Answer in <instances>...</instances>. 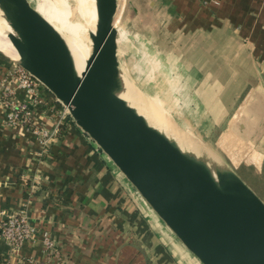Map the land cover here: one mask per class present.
Returning <instances> with one entry per match:
<instances>
[{"label":"crops","instance_id":"obj_1","mask_svg":"<svg viewBox=\"0 0 264 264\" xmlns=\"http://www.w3.org/2000/svg\"><path fill=\"white\" fill-rule=\"evenodd\" d=\"M129 1L147 7L156 54L196 105L188 117L205 138L212 135L241 179L242 169L264 173V0ZM8 65L0 60V80ZM62 112L52 104L36 119L54 128ZM4 119L0 108V212L27 209L63 264H197L155 231L139 230L116 168L69 119L44 156L30 134ZM22 176L38 180L24 184ZM7 251L0 244V264ZM21 254L43 261L42 241L25 244Z\"/></svg>","mask_w":264,"mask_h":264},{"label":"water","instance_id":"obj_2","mask_svg":"<svg viewBox=\"0 0 264 264\" xmlns=\"http://www.w3.org/2000/svg\"><path fill=\"white\" fill-rule=\"evenodd\" d=\"M96 3L92 55L80 75L63 38L28 0H0V12L17 35L20 57L32 60L74 125L200 264H264V202L236 173L211 169L154 138L120 98L126 92L114 26L118 3Z\"/></svg>","mask_w":264,"mask_h":264},{"label":"rangeland","instance_id":"obj_3","mask_svg":"<svg viewBox=\"0 0 264 264\" xmlns=\"http://www.w3.org/2000/svg\"><path fill=\"white\" fill-rule=\"evenodd\" d=\"M28 1L36 12L44 18L48 24L51 23L50 25L56 29L58 34H61L59 28L60 25L52 19L51 13L47 11L43 1ZM51 1L55 4L64 18L69 22L72 21V0ZM117 1L118 9L114 19V26L118 34V43L116 46L118 52L119 73L126 95L128 94L132 100L137 101V103L139 102L142 105H144V102L146 104V101L151 103L157 101L156 103L160 105V108H164L163 110L166 111V114H162L158 111L162 119L175 130L182 142H184L194 153H200V155H198L199 157L190 153H187V155L206 164L211 169L216 167L237 174L229 164L227 158L223 154H219V151L212 143V135V138H205L203 126L192 121V115L191 117H188V114H191L193 110H195L196 105H193V99L190 97V100L188 97L186 86L183 84L182 87H185V91H181L183 88L178 86L180 80L178 79L179 77H176L175 74H173L169 75L167 79L164 76L165 73L158 71L156 67H154L155 64H161L164 66V61H162V59L156 54V52H159L158 45L156 48V44L150 40V34L152 33L150 32L148 23L149 14L146 9L147 7L140 11L134 8L135 4L129 0ZM69 12L70 15L68 16ZM72 46L81 51L90 48L92 43L89 45L74 43ZM0 60L2 63L9 64L8 68L17 66L13 60L2 54H0ZM173 86L179 87V89L177 92L175 91L171 94V87ZM142 98L144 100H142ZM192 147H195L197 152ZM243 170L244 169L239 170V173L245 174V172H242ZM116 172L118 173L119 178L124 182L125 187L129 190L130 198H128L130 202L128 204L133 205L136 208L135 218L139 230L155 231L159 242L165 245H167L168 242H173L175 248L177 246L182 252H187L186 254H188L191 260L200 264L164 226L151 208L144 202L117 169ZM250 173V176H252H248L250 180L244 179L243 181L264 202V173L261 175H255L254 172ZM179 250L177 249V251Z\"/></svg>","mask_w":264,"mask_h":264},{"label":"built area","instance_id":"obj_4","mask_svg":"<svg viewBox=\"0 0 264 264\" xmlns=\"http://www.w3.org/2000/svg\"><path fill=\"white\" fill-rule=\"evenodd\" d=\"M46 92L50 93L42 83L18 65L12 66L7 76L0 80V108L5 112V125L12 129L22 128L30 134L37 142L41 156L49 155V150L63 128L64 121L69 119L73 123L68 110L55 98L54 102L63 109L55 127L48 128L44 122L36 119L39 109L48 100ZM19 94H23L25 99L18 100ZM30 178L22 176V182L26 184L30 180L31 182L38 180L37 176ZM39 239L42 241L44 251L43 261L21 254L25 244L35 243ZM0 244L5 245L8 250V256L2 264H63L64 262L49 232L40 230L33 223L27 209L14 213L0 212ZM13 256L18 258L15 263L11 262Z\"/></svg>","mask_w":264,"mask_h":264},{"label":"bare ground","instance_id":"obj_5","mask_svg":"<svg viewBox=\"0 0 264 264\" xmlns=\"http://www.w3.org/2000/svg\"><path fill=\"white\" fill-rule=\"evenodd\" d=\"M42 1L47 11L51 13L52 19L57 24L60 25L59 28H60L61 34L59 35L63 38V40L65 41L68 47L76 73L80 75L82 72H84L85 67L87 66L91 58L92 46L88 49H84L80 51V50H77L75 47H73L72 44L75 43V44L89 45L92 43V38L95 35L96 28H97L96 0H72V9H71L72 21L70 22L66 18L63 17L61 12L57 9L55 4L51 0H42ZM69 15H70V12L68 16ZM17 40L18 38H17L16 33L10 27L9 23L6 21V19L3 17L2 13L0 12V53H3L5 56L9 57L11 60H13V62L16 65H18L23 70H25L23 68V63H26V64L28 63L27 65L30 66L32 70H34V72H36L35 74L33 73L35 78L40 83L45 85L44 81L41 79L40 75L35 70L34 66L31 65L32 60L22 59L20 57L22 54V50L16 45ZM117 43H118V34H117ZM154 67H156L158 71L165 73L164 76L167 79L169 75H171L169 72V69L165 67V65L163 66L161 64H158V65L155 64ZM26 72L29 73L28 71ZM29 74L31 75V73ZM178 86L180 87L179 84ZM179 87H176V86L171 87V94L172 92L173 93L175 91L177 92ZM119 96L131 108L134 109L137 115L142 117L145 127L152 133L154 138L162 141L167 146L175 147L182 154L190 153L192 155L199 157L198 155H200V153L197 152L196 148L192 147L197 152V154L194 153L184 142H182V140L176 134L175 130L162 119L158 111L161 112L162 114L164 113L166 114V111L163 110L164 108H160V105L156 103L157 101L154 103L146 101L147 105L144 102V105H145L144 106L141 103L139 102L137 103V101L132 100V98L128 94L127 95L123 94ZM142 100L144 99L142 98ZM214 180L218 182L215 175H214Z\"/></svg>","mask_w":264,"mask_h":264},{"label":"trees","instance_id":"obj_6","mask_svg":"<svg viewBox=\"0 0 264 264\" xmlns=\"http://www.w3.org/2000/svg\"><path fill=\"white\" fill-rule=\"evenodd\" d=\"M47 93V95H48V100L46 101V103L43 105V106H41V108L42 109H47L48 107H50L52 104H56V105H59L58 103H52L53 101H54V97L50 94V93H48V92H46ZM251 175V173H249V174H243V173H240V176L242 177V180H250V178H248V176H250ZM250 177H252V176H250Z\"/></svg>","mask_w":264,"mask_h":264}]
</instances>
